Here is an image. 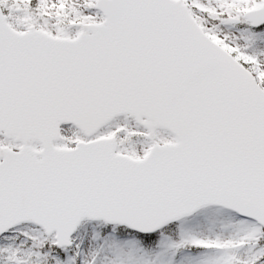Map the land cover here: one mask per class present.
I'll list each match as a JSON object with an SVG mask.
<instances>
[{"label": "snow or ice", "instance_id": "6c2138e0", "mask_svg": "<svg viewBox=\"0 0 264 264\" xmlns=\"http://www.w3.org/2000/svg\"><path fill=\"white\" fill-rule=\"evenodd\" d=\"M0 264H264V0H0Z\"/></svg>", "mask_w": 264, "mask_h": 264}]
</instances>
